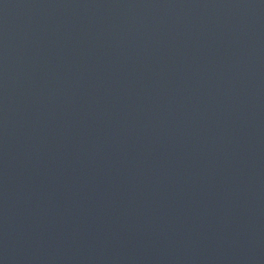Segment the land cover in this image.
<instances>
[{"label": "water", "instance_id": "water-1", "mask_svg": "<svg viewBox=\"0 0 264 264\" xmlns=\"http://www.w3.org/2000/svg\"><path fill=\"white\" fill-rule=\"evenodd\" d=\"M0 264H264V0H0Z\"/></svg>", "mask_w": 264, "mask_h": 264}]
</instances>
